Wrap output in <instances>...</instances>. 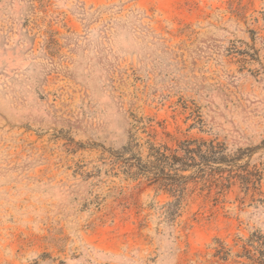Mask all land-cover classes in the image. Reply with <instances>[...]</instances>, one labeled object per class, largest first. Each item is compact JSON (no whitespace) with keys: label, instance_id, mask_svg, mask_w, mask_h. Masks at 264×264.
Instances as JSON below:
<instances>
[{"label":"rangeland","instance_id":"obj_1","mask_svg":"<svg viewBox=\"0 0 264 264\" xmlns=\"http://www.w3.org/2000/svg\"><path fill=\"white\" fill-rule=\"evenodd\" d=\"M150 121L226 146L219 201L197 189L173 218L133 176ZM254 234L264 0H0V264H227L217 242Z\"/></svg>","mask_w":264,"mask_h":264},{"label":"trees","instance_id":"obj_2","mask_svg":"<svg viewBox=\"0 0 264 264\" xmlns=\"http://www.w3.org/2000/svg\"><path fill=\"white\" fill-rule=\"evenodd\" d=\"M151 122L147 127L149 140L145 145H137L140 149L146 146L147 160L138 166L128 165L130 171L137 169L133 176L147 179L175 198L173 218L179 215L183 201L197 189L207 192L208 196L214 195L215 201H219L234 179L229 171L215 167L227 164L226 146L204 139L180 140L173 146L158 143L155 125ZM214 258L227 264H264V236L254 234L247 240L237 238L232 249L218 241Z\"/></svg>","mask_w":264,"mask_h":264}]
</instances>
